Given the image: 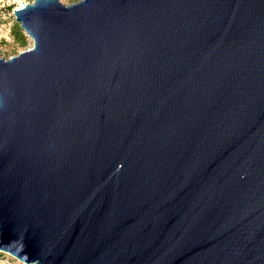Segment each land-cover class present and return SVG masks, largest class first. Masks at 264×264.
Listing matches in <instances>:
<instances>
[{
	"label": "water",
	"instance_id": "water-1",
	"mask_svg": "<svg viewBox=\"0 0 264 264\" xmlns=\"http://www.w3.org/2000/svg\"><path fill=\"white\" fill-rule=\"evenodd\" d=\"M0 59V252L25 264H264V0H33Z\"/></svg>",
	"mask_w": 264,
	"mask_h": 264
},
{
	"label": "rangeland",
	"instance_id": "rangeland-1",
	"mask_svg": "<svg viewBox=\"0 0 264 264\" xmlns=\"http://www.w3.org/2000/svg\"><path fill=\"white\" fill-rule=\"evenodd\" d=\"M33 0H0V59L7 60L17 56L32 47V40L24 34V40H19L14 34V28L20 27L15 21L12 11L31 3ZM79 0H59L65 6ZM0 264H25L5 252H0Z\"/></svg>",
	"mask_w": 264,
	"mask_h": 264
},
{
	"label": "trees",
	"instance_id": "trees-1",
	"mask_svg": "<svg viewBox=\"0 0 264 264\" xmlns=\"http://www.w3.org/2000/svg\"><path fill=\"white\" fill-rule=\"evenodd\" d=\"M14 34L15 36L17 37V39H19L20 41L21 40H24V34H23V31L20 29V27L16 26L14 28Z\"/></svg>",
	"mask_w": 264,
	"mask_h": 264
}]
</instances>
